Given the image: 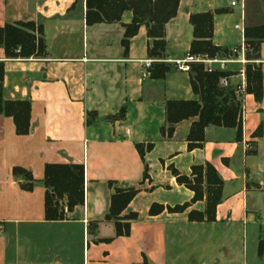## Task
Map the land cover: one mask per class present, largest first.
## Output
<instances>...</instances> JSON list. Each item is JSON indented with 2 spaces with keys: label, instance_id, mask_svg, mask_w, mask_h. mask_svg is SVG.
I'll use <instances>...</instances> for the list:
<instances>
[{
  "label": "crops",
  "instance_id": "1",
  "mask_svg": "<svg viewBox=\"0 0 264 264\" xmlns=\"http://www.w3.org/2000/svg\"><path fill=\"white\" fill-rule=\"evenodd\" d=\"M230 1H180L165 26L163 62L173 69L154 81L147 74L155 61L147 54L146 27L130 40L126 54L121 45L131 12L119 23L87 26L85 0H0V27L41 26L46 53L13 60L0 48L3 100L31 105L25 136L0 115V264H264L257 254L264 241V43L255 65L262 74L260 102L243 92L239 66L230 67L233 76L224 82L243 92L240 142L235 129L209 126L202 148L189 151L186 137L196 119L177 124L171 138L161 134L166 101L198 100L182 70L193 39L190 15L224 10L214 16L212 42L227 50L240 43L235 26H259L245 24L246 0L234 8ZM122 109L124 118L112 120ZM139 144L153 145L143 160ZM205 163L223 182L213 222L188 220L190 211L204 212V202L183 213L149 215L152 204L173 208L193 197L170 167L189 176L192 166ZM47 164L83 167V205L64 221L44 218ZM16 168L31 175V191L21 187L27 178L15 176ZM130 188L138 194L120 217L136 219L129 221L128 237H117L114 221L107 219L111 195Z\"/></svg>",
  "mask_w": 264,
  "mask_h": 264
},
{
  "label": "trees",
  "instance_id": "2",
  "mask_svg": "<svg viewBox=\"0 0 264 264\" xmlns=\"http://www.w3.org/2000/svg\"><path fill=\"white\" fill-rule=\"evenodd\" d=\"M181 0H85V24H112L119 23L124 12H131L132 19L127 25H123L124 34L121 45L126 54L130 40L137 35L140 27H146L147 38L151 41L148 47V57L155 62L150 65L147 74L151 80L160 81L172 71V67L163 62L165 53V26L175 18ZM224 13V10H215L192 14L189 24L192 27V42L188 51L189 57L206 56L213 58L217 54L225 53L213 44L214 16ZM243 37L252 54L248 58L256 60L259 47L264 43V26L244 28ZM0 48L6 59L27 60L41 59L45 57V42L41 26L33 22H15L0 27ZM189 84L192 93L198 100L166 101L165 124L161 134L171 138L175 127L182 121L196 119L186 137L189 151L201 149L205 141V129L209 126L235 129V140H242L243 130V105L242 93L253 95L257 102L262 98V74L258 66L248 65L245 68V88L239 92L237 87L225 83L233 76V73L218 70L208 72L202 64L192 62L188 65ZM4 77V64L0 62V115L13 120L15 133L18 136L29 134L31 105L28 101H4L2 97V82ZM125 110L122 109L112 120L123 119ZM87 124L89 121L87 120ZM261 135V128L255 132V136ZM152 144L145 147L141 144L136 150L144 159L145 152H150ZM171 174L176 183L193 193L190 203L173 208L152 204L149 209L150 216H157L164 211L168 213H183L191 204L204 202V212L190 211L189 222H213L215 210L222 198L223 182L215 168L205 163L191 167L189 176L181 175L170 167ZM13 174L25 176L27 184L21 186L26 191L33 188V179L25 170L16 168ZM83 167L73 164H47L44 167V218L48 222L64 221L67 214L75 207L83 205L84 178ZM147 179V168L143 174ZM138 194V190L115 189L111 195L108 220L114 221L115 235L128 237L130 235L129 221L136 219L135 215L121 218L129 204ZM124 220V221H123ZM257 254L264 260V241L258 245Z\"/></svg>",
  "mask_w": 264,
  "mask_h": 264
},
{
  "label": "built area",
  "instance_id": "3",
  "mask_svg": "<svg viewBox=\"0 0 264 264\" xmlns=\"http://www.w3.org/2000/svg\"><path fill=\"white\" fill-rule=\"evenodd\" d=\"M243 2L244 0H231L230 6L233 8L237 6L242 7ZM235 29H237L241 35V40L238 45L231 47L225 53L217 54L213 58H208L206 56L194 57V58L189 57L188 63L184 67H182V70L188 71L187 65L192 62L202 64L204 66V69L208 72L218 70L221 72L231 73L230 71L231 66H239L240 70L238 74L244 77L246 66L258 65L259 62L257 60H251L248 58V54L249 52H251V50L243 37L244 28L242 26L237 25L235 26ZM237 90L239 92H242L241 86L237 87Z\"/></svg>",
  "mask_w": 264,
  "mask_h": 264
},
{
  "label": "rangeland",
  "instance_id": "4",
  "mask_svg": "<svg viewBox=\"0 0 264 264\" xmlns=\"http://www.w3.org/2000/svg\"><path fill=\"white\" fill-rule=\"evenodd\" d=\"M245 24L264 26V0H246ZM252 54V52H250Z\"/></svg>",
  "mask_w": 264,
  "mask_h": 264
}]
</instances>
